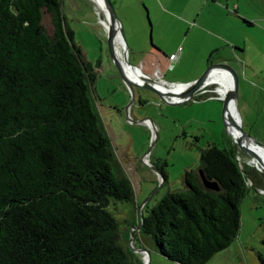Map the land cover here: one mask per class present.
<instances>
[{
  "label": "trees",
  "instance_id": "obj_1",
  "mask_svg": "<svg viewBox=\"0 0 264 264\" xmlns=\"http://www.w3.org/2000/svg\"><path fill=\"white\" fill-rule=\"evenodd\" d=\"M98 66L75 41L62 0H0V264H144L116 217L136 191L98 109ZM244 154L230 136L203 148L184 187L139 220L143 247L175 264L228 249L248 193L264 190V173L240 163Z\"/></svg>",
  "mask_w": 264,
  "mask_h": 264
},
{
  "label": "rangeland",
  "instance_id": "obj_2",
  "mask_svg": "<svg viewBox=\"0 0 264 264\" xmlns=\"http://www.w3.org/2000/svg\"><path fill=\"white\" fill-rule=\"evenodd\" d=\"M111 1L132 65L138 66V58L143 54L134 52V39L142 42L145 34L141 46L146 50L153 44L157 46L155 35L163 33L165 52L174 53L159 71L168 83L195 81L231 54L232 61L225 63L238 73L236 109L244 129L264 144V0ZM62 3L86 60L99 65L98 109L116 156L136 191L135 202L119 205L116 217L124 236L129 234L131 244L140 248L144 246L137 228L141 214L146 215L167 192L183 188L184 173L198 168L201 150L213 142L222 146L229 136L220 92L226 85L209 84L207 87L213 90L201 89L202 92L199 90L180 103H171L146 87L129 85L111 58L108 29L102 21L104 14L94 0H62ZM43 23L48 33L53 34L51 16L45 10ZM213 32L226 39L218 40ZM231 83V80L226 83L228 88ZM245 104L247 112L243 110ZM146 118L151 122H141ZM239 160L254 166L249 155L244 154ZM158 165L167 174L164 182L153 168ZM241 211V228L234 243L205 264H260L257 252L263 247L264 194L257 195L252 189ZM130 242L128 246L132 248ZM135 253L144 264H175L154 252L151 263L145 256L147 252Z\"/></svg>",
  "mask_w": 264,
  "mask_h": 264
},
{
  "label": "water",
  "instance_id": "obj_3",
  "mask_svg": "<svg viewBox=\"0 0 264 264\" xmlns=\"http://www.w3.org/2000/svg\"><path fill=\"white\" fill-rule=\"evenodd\" d=\"M104 4L106 6L107 9V13H108V17L110 19L111 25L110 27H108V41H109V48H110V54H111V58L114 61V63L116 64V66L118 67L119 71L121 72L124 81L129 84V85H138V82H140L141 80L146 82V88L155 91L156 93H158L163 99L171 102V103H180L182 101L188 100L191 97H193V95L203 89L204 87H206L209 83H208V78L211 75L212 72H214L215 70H226L230 73L231 77H232V84L231 87L229 89H227L224 93H222L223 97V101H224V117H225V122H226V127H227V131H228V135L230 136V138L233 140L234 142V146L236 149H239L241 151H243L246 155H249L251 157V161L254 164V166L260 170L261 172L264 173V160H262L260 158V156L257 154L256 152V148H264V144L260 143L259 140H257L256 138L252 137L243 127L242 125V121L241 118L240 120L236 119V117H234V115L232 114L231 110H230V103L234 102L236 98L238 97V93H237V89H238V73L237 71L232 68L229 64L225 63V62H220L217 63L211 67H209L205 73H203V75L201 77H199L198 79H196L195 81L189 82V83H168L165 80L161 79V78H154L150 75L145 74L141 68L139 66H135L132 65L129 61L128 58V48L126 45V41L124 39V35H123V29L121 26V22L117 16L115 7L112 3L111 0H103ZM118 37H121L124 45H123V58L120 59L117 57L116 55V39ZM124 63L128 66V68L131 70L132 75L130 76L129 73L126 72V69L124 67ZM166 83L172 86H186L184 89H181L180 91H174V90H169V91H165L162 89L158 88V84L161 83ZM218 84V83H217ZM219 86L221 84H218ZM219 93V90H218ZM176 97H180L181 100H175ZM239 114V113H238ZM240 116V115H239ZM141 122H151L149 119H143L141 120ZM153 124V123H152ZM230 125L235 126L237 131H238V137H236L233 132L230 130ZM202 179L205 183V185L207 187L213 188V189H217V184L214 182H210L209 180H207L202 172H200ZM155 193V192H154ZM152 193L150 195L149 198H147L145 200V203L153 196ZM143 214H141V220L143 218ZM141 225H138L137 228H140ZM130 244L132 243L133 239L130 240ZM132 248H130L131 251L134 252H147L148 254V261H150V259L152 258L151 252L149 250H147L144 247H140V248H136L131 244Z\"/></svg>",
  "mask_w": 264,
  "mask_h": 264
},
{
  "label": "crops",
  "instance_id": "obj_4",
  "mask_svg": "<svg viewBox=\"0 0 264 264\" xmlns=\"http://www.w3.org/2000/svg\"><path fill=\"white\" fill-rule=\"evenodd\" d=\"M198 19L199 18L197 17L196 21L198 23V27L201 29V27H202L201 22ZM213 34L218 40L224 41L226 39L222 36H219V34H217V32H213ZM143 39L146 40L145 34H143L142 42H141V40L136 41L134 39V45H132L134 52H143V54L139 56L138 62L136 63V65H138L139 67L142 66V68L140 67L141 70L145 71L147 75H150L154 78H161V76H160L161 73L159 71L162 70L163 66H166L167 59L172 58L174 53L168 54L167 52H165L167 50L164 47V42H163L164 35H163V33H160L158 35V37L155 35V38H154V42L156 43V45L159 48L153 44L152 47L146 48V50H142L143 48L141 46V43H143ZM230 41H232V40H230ZM230 55L231 54L226 55L225 57L221 58L220 61H224V62L232 61L233 58H230ZM245 76H246V74H245ZM228 77L230 78V80H232V77L230 75H228ZM242 78H243V76H242ZM161 79H163V78H161ZM244 80L247 81L246 79H244ZM215 83H221V82H218L216 80H210L209 81V84H215ZM227 89H229L228 85L226 86V88L222 86V90L220 92L224 93ZM239 103H240V101H239ZM244 107H245V109H243V110L247 112L249 110L247 104H245ZM238 113H239V111H238ZM255 193L257 195L258 194H264V193H261L260 190H255ZM147 256H148V254L146 253V258L148 259ZM151 261H152V258L150 259L149 262L151 263ZM163 262H165V261H163Z\"/></svg>",
  "mask_w": 264,
  "mask_h": 264
},
{
  "label": "bare ground",
  "instance_id": "obj_5",
  "mask_svg": "<svg viewBox=\"0 0 264 264\" xmlns=\"http://www.w3.org/2000/svg\"><path fill=\"white\" fill-rule=\"evenodd\" d=\"M94 2L97 4L100 11L104 14L102 21L105 24L106 28L110 27L111 22H110V19L108 17V13H107V9H106V6L104 4V1L103 0H94ZM115 45H116V55L118 58L122 59L123 58L124 42H123L121 37H118L116 39ZM124 67L126 69V72L129 73L131 76L132 72L125 63H124ZM227 74L230 75V73L226 70H219V69L215 70L214 72L211 73V75L209 76L207 81L209 83L210 80H216L218 82H221V84H224L227 86L226 82L229 84V81H230V78L228 77ZM231 82H232V80H231ZM185 87L186 86H172V85H169V84H166L163 82L161 84H158V88L165 90V91H169V90L180 91L181 89H184ZM176 98H180V97H176ZM180 100H181V98H180ZM230 110H231L232 114L234 115V117H236V119L240 120V116L238 114V111L236 109V105L234 102L230 103ZM230 130L233 132V134L236 137H238V131H237L235 126L230 125ZM255 150H256L257 154L260 156V158L262 160H264V148H256ZM145 256H146V254H145Z\"/></svg>",
  "mask_w": 264,
  "mask_h": 264
},
{
  "label": "flooded vegetation",
  "instance_id": "obj_6",
  "mask_svg": "<svg viewBox=\"0 0 264 264\" xmlns=\"http://www.w3.org/2000/svg\"><path fill=\"white\" fill-rule=\"evenodd\" d=\"M138 85L139 86H143V87H145L146 86V82L145 81H143V80H141L140 82H138ZM203 90H213V88H209V87H204L203 88ZM203 90H201V92L203 91ZM152 91V90H151ZM155 92V91H154ZM218 93V92H217ZM151 165H152V163H151ZM153 168H154V170L159 174L160 173V175H162V177H163V179H162V182H164L165 181V177H164V171H165V169L162 167V166H160V165H158V166H153Z\"/></svg>",
  "mask_w": 264,
  "mask_h": 264
}]
</instances>
